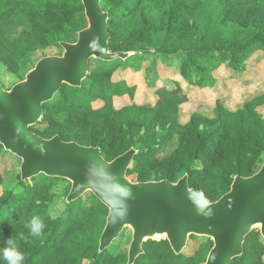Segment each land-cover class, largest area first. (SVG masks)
<instances>
[{"label":"trees","instance_id":"obj_1","mask_svg":"<svg viewBox=\"0 0 264 264\" xmlns=\"http://www.w3.org/2000/svg\"><path fill=\"white\" fill-rule=\"evenodd\" d=\"M101 6L109 14L112 52L180 57L179 73L197 86L209 79L207 73L214 71L219 60L238 68L252 53L264 51V0H101ZM21 17L30 20L32 34L56 48H60L59 42L73 38V23L85 20L80 0H0V30H9ZM136 54L127 60L135 59ZM9 60L16 61L12 56ZM92 61L81 87L63 85L44 105L43 118L34 127L63 114L61 126L51 127L45 134L33 127V132L47 139L59 135L64 141L73 138L81 145L99 147L108 161L133 147L138 154L127 176L136 174L140 182H175L188 174L189 186L203 190L211 201L229 190L236 175L248 177L259 169L255 170L264 159V122L258 108L264 97L254 98L234 112L217 103L213 118L196 113L186 125L172 119L163 125L167 127L164 133L158 134V116L174 117L178 106L187 101L179 85L174 82L158 88L153 107L131 104L116 109L114 98H133L135 92L126 81L113 80L125 61L94 60L95 69ZM97 100L102 105L95 107ZM74 121L79 131L73 134L66 126ZM108 122L114 126L110 135ZM175 134L177 148L167 158H157L159 149ZM111 147L115 154L108 155ZM2 151L0 145V154ZM153 173L159 177L151 179ZM62 181L42 174L22 181L19 174L18 190L0 195V248L7 238H14L24 254L23 264H127V255H112L111 247L98 253L107 208L92 194L66 204L57 219L51 218L50 190ZM3 182L0 169V186ZM87 196L90 204L85 206L82 201ZM32 216L44 224L41 237L31 236L25 227ZM21 233L26 240L19 239ZM259 235L253 230L246 237L243 256L232 264H261L264 245ZM211 247L208 240L195 255L186 251L176 255L166 240H149L134 264H203ZM0 264L6 262L0 260Z\"/></svg>","mask_w":264,"mask_h":264},{"label":"water","instance_id":"obj_2","mask_svg":"<svg viewBox=\"0 0 264 264\" xmlns=\"http://www.w3.org/2000/svg\"><path fill=\"white\" fill-rule=\"evenodd\" d=\"M86 27L75 42H59L61 55L40 58L22 81L6 90L0 86V145L21 160L20 179L40 174L70 184L66 204L92 194L107 208L98 253L109 249L129 229L127 264L144 254L146 241L164 239L176 255L191 237L211 240L203 264H232L244 253L246 237L258 230L264 240V159L248 177L236 175L229 190L211 201L203 190L189 186L188 174L175 182H133L127 172L138 151L130 148L108 161L99 147L43 138L32 128L43 118L44 105L63 85L81 87L89 62L125 61L134 52H112L109 14L101 0H80Z\"/></svg>","mask_w":264,"mask_h":264},{"label":"rangeland","instance_id":"obj_3","mask_svg":"<svg viewBox=\"0 0 264 264\" xmlns=\"http://www.w3.org/2000/svg\"><path fill=\"white\" fill-rule=\"evenodd\" d=\"M86 27V21L73 23V38L69 43L76 40L77 32ZM62 49L49 46L40 36L31 33L30 20L21 17L9 30H0V86L10 89L14 84L24 79L36 61L45 56L61 55ZM136 54V52H134ZM12 56L16 61L7 58ZM180 57L163 58L154 53L147 55L136 54L135 59L127 60L121 65L113 76V80H124L130 86L135 87L133 98L123 96L114 98L116 109L137 104L145 107H153L158 95L156 90L161 86L172 85L176 82L182 93L186 95L187 101L178 106L174 117L167 115L158 116L156 121V131L158 134L164 133L166 125L172 119L181 125H186L194 114L213 118L216 104H220L228 111L234 112L241 109L246 102L258 97H264V51L258 50L238 64V68H232L228 60H219L214 71L207 73L209 79L204 80L202 85L197 86L184 80L179 69ZM125 65V67H124ZM97 62H91V68L95 69ZM124 67V68H123ZM102 105L100 100L93 103V106ZM258 114L264 122V104L258 108ZM63 116V114H61ZM53 119L52 122L40 123L33 128L34 131L45 134L51 127L59 128L63 121L62 117ZM65 123V122H64ZM52 124V125H50ZM78 123L74 121L67 124V128L74 134L78 132ZM108 134L110 135L114 127L112 122H108ZM169 127V125H168ZM71 141H79L73 140ZM78 143V142H77ZM178 146V137L173 135L172 139L164 144L157 152V158L165 159ZM115 154V150L108 151ZM260 160L255 170L261 165ZM21 160L16 156L5 152L0 154V169L4 182L0 186V195L11 190H18L19 167ZM202 167V165H199ZM159 174L153 173L150 178L155 179ZM128 178L133 182L138 181L136 174H131ZM154 181V180H152ZM70 190V184L66 181L59 182L50 190L52 195L48 211L52 219H57L66 209V196ZM89 196L85 197L82 204H90ZM255 232H259L257 229ZM132 232L126 229L122 235L113 243L110 248L112 255L126 254L131 241ZM260 236V235H259ZM209 239L202 237L190 238L185 249L186 254L195 255L201 247L207 244ZM264 245V240L259 237ZM209 252V251H208ZM208 254V253H207ZM207 257V256H206ZM261 264H264V253L260 252ZM83 264H90L86 261Z\"/></svg>","mask_w":264,"mask_h":264},{"label":"clouds","instance_id":"obj_4","mask_svg":"<svg viewBox=\"0 0 264 264\" xmlns=\"http://www.w3.org/2000/svg\"><path fill=\"white\" fill-rule=\"evenodd\" d=\"M29 229L30 235L33 237H41L44 224L38 216H32L31 219L25 224ZM20 240H26L23 233L19 234ZM5 246L0 248V260L6 264H23L25 259L24 254L19 250L18 244L14 238H7L4 242Z\"/></svg>","mask_w":264,"mask_h":264}]
</instances>
